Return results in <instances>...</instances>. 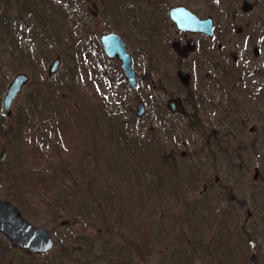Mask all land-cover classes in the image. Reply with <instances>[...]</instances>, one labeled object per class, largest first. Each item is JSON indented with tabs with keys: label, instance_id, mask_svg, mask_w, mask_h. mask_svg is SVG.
Listing matches in <instances>:
<instances>
[{
	"label": "rangeland",
	"instance_id": "374dc122",
	"mask_svg": "<svg viewBox=\"0 0 264 264\" xmlns=\"http://www.w3.org/2000/svg\"><path fill=\"white\" fill-rule=\"evenodd\" d=\"M52 1L66 14L64 21L55 12L51 15L42 14L46 12L44 5L38 8L39 13L33 9V15L26 16V21H32V25H43L38 38L33 41L27 35L9 40L5 30L0 29V118L1 101L10 81L19 73H25L30 78L23 94L11 107L12 116L0 119V125L8 130L13 144L12 150H7L9 167L0 171V200L12 203L30 225L50 234L55 247L44 255L45 262L50 259L56 264H80L84 259L78 251L85 253L92 245L90 251L96 254L97 264H105L103 262L106 255L109 256L114 248H121L122 255L116 251L110 256L126 257L133 254L129 259L130 264H181L184 246L175 244L180 241L175 239L179 238L176 234L178 231L172 238L169 231L175 223L180 224L185 218H191L188 220L191 225L194 222L200 223L198 217L204 220L192 230L198 234L202 231L204 242L210 248L217 243V226L222 220L230 223L232 215L237 217L236 225L243 233L244 228L253 227L264 235L263 218L252 217L248 225L242 226L246 213L254 211L256 207L259 209L258 214L264 216V145L256 139L252 140L257 136L247 137L246 125L237 141L223 146L222 157L215 154L210 157L209 151L207 154L203 151L198 131L190 133L188 126L183 125L184 121L178 115L172 120L168 119L173 126L169 134H158L152 127L157 109L152 104L150 86L152 81L154 86L157 85V80L162 82L163 75H146L147 78L144 79L142 67L145 66L144 63L162 60L165 68L163 74L173 69L167 65V59L159 51L145 45L146 36L151 38L152 35H140L123 28L134 44V47L128 46V51L137 61L139 88L135 91L124 84L118 62L109 61L102 55L100 36L109 32L118 33L112 25L121 26V20L129 21L132 17L139 20V15L136 14L139 13L136 11L138 8L131 6V3L136 5V0ZM176 2L170 5L179 3ZM240 2L241 0L234 3L222 0L215 5L213 0H207L204 2L206 7L201 8V15L213 12L218 20L216 26L225 27L224 31H227L231 39V44L228 45L224 38L223 57L226 65L249 72L253 68L262 67L261 59H264V1L248 17L249 20L256 19L263 29L235 36V25H243L246 17L237 14L233 19L224 10L230 5H237L239 8ZM16 6L14 0H0V16L15 15ZM84 9L89 11L86 16L82 13ZM104 10L109 11L106 14ZM126 11L128 13L123 14ZM133 11L136 13H132ZM55 25L66 37H75L74 43L77 41L79 48L88 46V54L84 59L75 61L73 53L65 45L54 48V54L51 53L47 60L43 58L47 51L44 46L45 38L51 36V43L63 44L61 37L52 36L49 29ZM32 42H36V46L40 48L33 61L42 69L28 67L30 64L27 58L20 59V62L13 60L14 57L12 59L6 49V45L9 47L17 44L23 48L24 54L35 53ZM246 42L256 46L258 43L263 44V54L259 50V56L253 58L243 46L241 48L246 54L244 57H248L250 61L247 62L248 65L237 63L233 67L235 50L239 51V44ZM57 57L60 65L52 77H47L48 69ZM248 66L250 67L247 68ZM207 73L213 74L202 66V71H197L198 78L195 80L192 76L193 81H197V85L191 90L196 96L193 98L196 105L185 108V113L191 114L193 122L201 127L202 116L199 110L209 77ZM37 81L43 85L33 91L32 83ZM45 85L46 88H54V95L44 91ZM37 89L43 95L39 97L34 109V103L28 102V98L38 92ZM173 91L180 92V89L175 87ZM240 100L237 98L238 102ZM139 103L145 105L147 112L142 119L136 117ZM164 106L160 110L167 113ZM253 106L246 105L244 109H252ZM223 107L229 111L226 104ZM108 108L114 111L110 120L104 115V111H112ZM205 117L216 118L210 113L205 116L203 114L204 119ZM203 129L205 130V125ZM13 133L19 136L15 143L11 139ZM172 149L175 155L172 153L167 157L162 153V158L154 157L159 152ZM170 157H174L173 162H169ZM178 173H184L182 179H176ZM166 174L170 179L166 178ZM73 180L78 183V187L73 185ZM158 183H162L160 187L157 186ZM68 186H71L70 190ZM64 189V195L74 193L77 197L76 204L84 207L70 209L67 214L52 207L55 219L47 206ZM106 197L113 200L114 211L106 213L103 208H99L93 213L91 208H86L91 200L106 202ZM185 207H191L187 214ZM194 212L198 216L191 217ZM217 214L221 218L217 223L205 221L214 219ZM60 222L63 227L59 226ZM181 232L183 235V231ZM160 239L161 242L164 240L162 244L159 243ZM249 239L242 264H251L255 257L253 252L257 251L256 246L261 247L264 253V236L255 235L251 238L250 235ZM239 243L243 244L242 249L246 247V242L241 237ZM168 247L170 253H173L169 259ZM241 254L233 250V261L241 262ZM41 262L44 260L39 256H27L0 235V264ZM189 263L215 264L197 260ZM255 264H264V260Z\"/></svg>",
	"mask_w": 264,
	"mask_h": 264
},
{
	"label": "flooded vegetation",
	"instance_id": "af4514ba",
	"mask_svg": "<svg viewBox=\"0 0 264 264\" xmlns=\"http://www.w3.org/2000/svg\"><path fill=\"white\" fill-rule=\"evenodd\" d=\"M205 1L184 0V5L192 8L194 14L199 17L202 13L201 8L206 7ZM160 5H162V1ZM165 13V10H154L156 15L152 20L155 25L153 29L154 43L158 47L170 49V52L167 53V65L173 70L163 74L162 82L158 80L157 94L153 100L155 108H163L165 102L166 107L170 100H176L180 105L182 104L181 106L177 105L176 109L183 108V114L186 112V106L194 107L196 105L193 101V98H196L195 94L192 91L185 93L184 90L183 92L181 86L172 77L177 71H183L190 79L192 72H201L202 66H205L208 70L216 73H207L210 78L207 77L208 81L202 93L204 98L201 99L199 110L202 116L200 118L202 127L199 125L198 133L203 151L206 154L209 151L210 157H213V154L222 157L223 146L237 141L242 128H246V125L247 137L256 135L257 137L252 140L256 139L259 143H263L261 145H264V60L261 59L262 67L253 68L250 73L237 69L232 73H222L224 37L228 36L224 34L223 26H216V17L212 16L215 26L213 25V37L210 39L200 34L177 31ZM170 30L172 32H169ZM185 48L192 50L187 52ZM260 52L262 55L263 51ZM161 64L164 65L162 62ZM175 87L179 88L180 92H174ZM237 98L241 99L240 102L237 101ZM262 100L263 104H261ZM223 104L227 105L229 111L223 107ZM251 104L254 105L252 109H244V106ZM207 113L215 115L216 118L205 117V120L203 114L205 116ZM185 124L189 125L188 122ZM203 125H205V130ZM250 211L246 213L242 224L248 225L251 218L255 216L254 211ZM231 221L234 225L238 223L237 217H233V215Z\"/></svg>",
	"mask_w": 264,
	"mask_h": 264
},
{
	"label": "water",
	"instance_id": "95a60500",
	"mask_svg": "<svg viewBox=\"0 0 264 264\" xmlns=\"http://www.w3.org/2000/svg\"><path fill=\"white\" fill-rule=\"evenodd\" d=\"M250 7H245L244 10H249ZM102 45L105 54L109 58L117 57L121 61V68L128 84L135 88V75L132 70L131 58L127 54L125 45L115 35H107L102 38ZM58 60L54 62L50 70V74L56 71ZM26 78L23 75L17 76L12 84L8 87L5 97L2 102L3 114L10 115V106L13 99L20 93L22 87L26 83ZM143 113L142 106H139L137 115ZM0 233H2L14 246L26 250L29 253H46L53 244L46 232L35 230L27 224L21 217L19 212L7 202L0 201Z\"/></svg>",
	"mask_w": 264,
	"mask_h": 264
},
{
	"label": "trees",
	"instance_id": "16d2710c",
	"mask_svg": "<svg viewBox=\"0 0 264 264\" xmlns=\"http://www.w3.org/2000/svg\"><path fill=\"white\" fill-rule=\"evenodd\" d=\"M32 2L34 4V1L33 0H32ZM2 24H6V21H5L4 18H2V20L0 21V25H2ZM42 26L43 25H41V28H42ZM53 27H55V29L52 28V27H49V29L52 31V36L55 35V37L58 38L59 35H60V33H61V31H59V29L56 27V25L53 26ZM32 36H33L34 39L38 38V32L37 33H32ZM50 39H51V36H49V37H47V38L44 39V41H45L44 46H45V48L47 50L46 51V56H45L46 60H47L48 56H50L51 53L54 54V52H55L54 51V48H57L59 46L61 48V46L65 45L66 48L71 51V49H72V46H71V44H72L71 43L72 38H68V41H69L68 44H61V45L60 44H57V43H54V42L51 43L50 42ZM31 63L33 65V61ZM1 66L2 65H0V69H1ZM2 129H3V127L0 126L1 139L2 140L3 139L6 140L7 139L8 132L6 130L3 131ZM4 142H6V141H4ZM5 146H9V142L8 143H4L3 146L0 145V160L3 159L2 157H4V154L6 153V150L7 149H6ZM8 149H9V147H8ZM161 158H159L160 161H162ZM5 167L8 168V165L7 164H3V166H2V164L0 163V169H4ZM157 175H159V174H157ZM178 177H180L182 179V175H180L179 173H178L176 179ZM166 178L167 179H170V176L168 174H166ZM161 184L162 183H158L157 186L160 187ZM152 186L155 187L154 184H152ZM68 189L70 190L71 189V186H68ZM94 200H95V202H93L91 200V203L86 206L87 209L91 208L93 213H95L94 211L98 210L99 208H103L106 213H110V212L114 211V209H115L114 208V204H113V200L111 198H109V197H106V202L99 201V200H96V199H94ZM76 201H77V198L75 196H73L72 194H70V195H65V196H63L61 198L58 197V199L54 202V204L58 202L59 205H64L63 212L68 213V210H70V209H75L76 210L78 208L84 207V206H81V207L78 206L76 204ZM100 220H104V219H100ZM103 222H105V221H103ZM118 254H120V251H119ZM120 255H122V254H120ZM120 255L119 256H113L112 255V256L106 257V260L108 262L105 260V264H108V263L109 264H130V260L129 259H130V257L134 256L133 254H131V255H126V257H120ZM86 259H89L88 255H86Z\"/></svg>",
	"mask_w": 264,
	"mask_h": 264
}]
</instances>
